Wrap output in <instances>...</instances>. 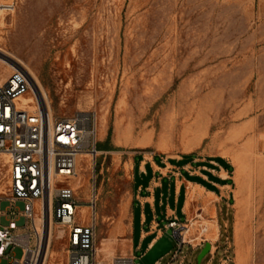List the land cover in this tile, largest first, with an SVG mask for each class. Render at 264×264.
Here are the masks:
<instances>
[{"label":"rangeland","instance_id":"rangeland-1","mask_svg":"<svg viewBox=\"0 0 264 264\" xmlns=\"http://www.w3.org/2000/svg\"><path fill=\"white\" fill-rule=\"evenodd\" d=\"M4 1L15 9L0 5V43L30 66L54 118L92 113L98 142L112 131L114 152L98 150L84 162V155L79 157L74 181L83 208L89 210L96 191L98 245L114 232L120 249L128 244L129 221L120 223L126 202L124 218L129 220L131 212L134 217L135 263L173 260L179 247L173 230L165 228L171 219L159 220L161 233L148 250L154 235L141 242L152 221L146 207L149 220L141 224L146 193L137 192L132 171L117 169L121 161L159 158L180 161L186 173L206 167L229 176L230 208L222 206L229 214L228 230L222 231L223 245L230 238L229 264H240L238 225L241 264H264V0ZM0 70L9 72L7 66ZM5 191L3 179L0 192ZM8 205L1 202L0 210ZM194 211L202 212L197 204ZM178 217L184 220L181 210ZM0 223L9 221L2 217ZM53 229L55 256L47 264H69L56 221ZM201 251L185 245L173 264H198ZM23 253L16 247L11 255L20 259ZM209 258L210 253L201 264H209Z\"/></svg>","mask_w":264,"mask_h":264},{"label":"built area","instance_id":"built-area-1","mask_svg":"<svg viewBox=\"0 0 264 264\" xmlns=\"http://www.w3.org/2000/svg\"><path fill=\"white\" fill-rule=\"evenodd\" d=\"M9 4L7 10L15 9L14 3ZM2 59L13 66L6 75L0 70V181L7 182L6 191L0 193V204L9 202L6 210H0V220L6 217L9 221L7 225L0 223V262L12 259L10 264H46L51 217L44 202L52 199V219L62 229L59 238L64 242L69 264H136L132 255H115L109 260L101 257L95 190L88 216L81 218L83 205L76 198L74 183L77 159L98 153L96 117L90 112H79L52 119L47 102L37 95L34 76L0 51V63ZM6 65L0 67L5 69ZM31 93L35 101L25 103ZM19 202L24 205L22 209ZM20 220L25 221L21 226ZM224 226H229L228 220ZM166 228L173 230L178 239L179 250L169 263L173 264L185 245L194 246L185 236L189 227L178 219H171ZM201 230L206 232L207 226L202 225ZM229 242L228 236L224 246L218 241L216 248H211L213 259L215 251L224 248L221 264L231 261ZM16 247L23 249L20 259L11 255ZM183 263L184 260L179 261Z\"/></svg>","mask_w":264,"mask_h":264},{"label":"crops","instance_id":"crops-1","mask_svg":"<svg viewBox=\"0 0 264 264\" xmlns=\"http://www.w3.org/2000/svg\"><path fill=\"white\" fill-rule=\"evenodd\" d=\"M99 143L101 145V153L111 154L114 152L116 145L113 141H108L106 137H103L99 140ZM202 168L207 171H196L194 173L189 171L186 173L184 171L185 165L181 164L180 161H164L159 158L146 162L142 160L138 162L136 158H134L131 162L123 163V161H121L118 164L117 169L123 170L128 175H130L132 171L134 185L139 195L141 191L146 193V196L142 197L144 201L140 202L142 205L141 224L146 225L149 220L145 210L146 207H149L152 212V221L148 231L142 230L141 242L154 235L149 242L148 250L154 248L157 243L158 237L156 233H161V229H159V227H161L159 222L160 219L161 222L170 219H178L182 221L184 225H187V227H189V239L194 246V248H192L194 250L203 249L207 242L211 243V248L213 247L214 249L218 241L224 246L222 231L225 226L223 227L221 220H223L224 223L228 220L225 219L228 212H224L222 206L225 204L227 208H230L229 200L231 199V194L228 192V189L231 188V185L229 181H226L229 176H224L220 172L216 173L213 169H207L206 167ZM139 195L137 198L140 197ZM196 204L201 207V213L194 211ZM134 206L135 205L132 204V211ZM128 208V203L124 202L122 205L123 214L120 219L121 225H126V222L129 221L127 222L130 231V238L127 239L128 244L123 249L119 248V240L116 238L117 232L112 233L109 237L103 238L98 246L100 255L104 260H109L115 255L134 256L132 238L134 217L132 212L129 216V220L124 218L129 211ZM179 210H181L184 220L179 219ZM195 214L197 215V217L194 218L196 221L188 223V221H191V216ZM204 215H210L212 218L206 220ZM198 216L203 219H196ZM196 223H199V226L195 225ZM202 225L207 226L206 232H202ZM166 227L167 225L165 224V228ZM225 229L227 231L228 227ZM226 242H228V235L225 238L224 244ZM221 249L215 251L216 254L214 255V259L212 254H210L208 260L209 264L215 262L218 254L221 255L219 259V264H221ZM157 263L159 262L157 261L156 264Z\"/></svg>","mask_w":264,"mask_h":264},{"label":"bare ground","instance_id":"bare-ground-1","mask_svg":"<svg viewBox=\"0 0 264 264\" xmlns=\"http://www.w3.org/2000/svg\"><path fill=\"white\" fill-rule=\"evenodd\" d=\"M0 5L1 6H4V7H8V6H10V4H9V2H7V1H4V0H0ZM1 35H2V33H1V31H0V42L1 41H3V39L1 38ZM0 51L3 53V54H5V55H7L8 57H10L11 59H13L14 61H16V62H18V63H21L22 65H23V67H24V69H26L29 73H31L33 76H34V72L31 70V68H30V66L29 65H27V64H25L21 59H19V58H16L15 56H13V55H11V54H9L8 52H7V50H6V48L5 47H3L2 46V44L0 43ZM7 61H4V59H2V61H1V63H0V65H3V64H7L6 66L9 68V72L12 70V64L11 63H6ZM34 78L36 79V83H37V86H36V89H37V95H39V96H42L44 99H45V101L47 102V104H48V108H49V112H50V117L52 118V119H54V114H53V110H52V107L49 105V103H48V98H47V94L45 93V89H43V87L40 85L41 84V82H39L38 80H37V78H36V76H34ZM40 83V84H39ZM35 101V99H34V97H33V95L32 94H29V98H26V102L25 103H30V102H34ZM83 156V155H82ZM88 157H93L92 155H88V154H84V157H83V159H81V161L80 162H84V161H86L87 159H88ZM95 157V156H94ZM94 159V158H93ZM94 163V162H93ZM44 206H45V208L46 209H50V227L48 228L47 227V236H48V234H49V238H48V240H49V242H48V247H47V254H46V264L49 262V260L51 259V258H53L54 256H55V253L54 252H52L51 251V248H50V246L52 245V240H53V231H54V229H53V226H54V221H53V219H52V208H53V202H52V199H50V200H46L45 202H44ZM83 211H85V212H87L88 211V209L87 208H83ZM37 223H38V225L41 223V218L40 217H38L37 218ZM236 234H237V243H238V247H239V256H240V260H239V262H240V264H241V262H242V254H243V246H242V232H241V230L239 229V225H238V228H237V231H236ZM216 235V234H215ZM52 239V240H51ZM187 239V238H186ZM105 247V246H104ZM109 250V249H108ZM100 251H101V249H100ZM107 251V250H106ZM109 253V252H108ZM111 253H113V252H111ZM110 254V253H109ZM113 256V255H112Z\"/></svg>","mask_w":264,"mask_h":264},{"label":"water","instance_id":"water-1","mask_svg":"<svg viewBox=\"0 0 264 264\" xmlns=\"http://www.w3.org/2000/svg\"><path fill=\"white\" fill-rule=\"evenodd\" d=\"M211 251V243L207 242L204 246V248L202 249L199 257H198V264H201L203 258L209 254Z\"/></svg>","mask_w":264,"mask_h":264},{"label":"trees","instance_id":"trees-1","mask_svg":"<svg viewBox=\"0 0 264 264\" xmlns=\"http://www.w3.org/2000/svg\"><path fill=\"white\" fill-rule=\"evenodd\" d=\"M111 129H110V131H109V134H108V137H107V140L108 141H110L111 140ZM101 149V145H100V143L98 142L97 143V150H100Z\"/></svg>","mask_w":264,"mask_h":264}]
</instances>
